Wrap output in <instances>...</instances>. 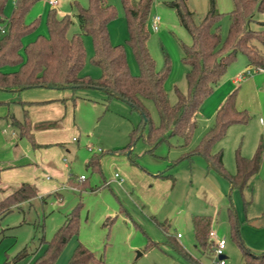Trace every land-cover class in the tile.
<instances>
[{"label":"rangeland","instance_id":"obj_1","mask_svg":"<svg viewBox=\"0 0 264 264\" xmlns=\"http://www.w3.org/2000/svg\"><path fill=\"white\" fill-rule=\"evenodd\" d=\"M106 1L115 8V16L108 23L110 42L124 46L130 73L138 74V65L126 41L127 25L121 0ZM169 1L153 0L151 3L147 48L157 70L165 68L164 54L168 58L169 71L164 85L169 102L174 103L176 89L183 93L187 89L185 75L189 66L182 56L183 46L190 44L191 39L180 24L175 10L168 5ZM214 2L215 10L220 14L218 32L224 37L233 1ZM186 3L193 12L195 22L210 7V0H186ZM77 4L85 7L88 0H57L55 8L58 12L71 14L76 11ZM13 6V0L5 1V18H9ZM50 8L45 0H35L25 15V22L38 19V24L34 32L22 39L24 44L37 34H47L45 19ZM154 16L159 17L157 30L151 26ZM260 20H264V13L256 12L250 27L259 28L257 21ZM75 31H78L76 22L69 28L68 34ZM83 41L86 61L81 73L97 77L100 68L90 62L93 55L91 39L84 36ZM246 63V56L239 52L227 65L212 93L199 107L197 124L187 146L195 147L198 144L206 130L213 125L218 106L236 89L234 105L237 110H245L249 118L245 123L231 124L212 150H222L223 168L227 174H233L235 154L252 157L258 145L263 144L260 169L251 177L246 188L230 189L228 181L208 167L201 155L176 160L185 149L180 147L182 140L178 136L159 143L152 152L148 151L143 138H138L123 149L130 131L141 119L140 112L121 99L104 101L99 89H78L74 100L69 92L68 98L61 101L70 125L64 133L70 139L63 140L65 143L60 145V161L65 158L69 166L67 175L71 174L73 181L67 183L66 179L60 180L48 174L51 178L43 181V188L48 184L55 185L54 190L42 191L36 186L39 190L36 197L20 203L0 217V264L6 260L13 261V264H34L44 253V240L51 239L66 215L73 210L77 218V232L64 243L53 264H71L70 258L78 243L86 246L95 256L103 257L108 264H192L167 243L168 238L176 239V244L193 258L210 264L214 259L213 242L203 254L194 247L193 214L211 216L213 241L224 238L226 242L223 249L225 264H243L242 249L230 235V206L238 222L242 245L255 253L264 251V219L261 216L264 210V69L256 70ZM145 105L151 120L157 124L158 114L153 103L145 100ZM2 113H6L5 109ZM63 116L58 120L62 126ZM146 132L147 128L144 130ZM72 137L75 138L73 141ZM22 142L29 144L26 138ZM97 148L101 151H96ZM128 151L130 154H127ZM94 154L102 161L99 167L91 169L85 166V162ZM105 158H124L131 165L138 163L152 182L164 180L168 186L161 188V193L150 195L149 204L142 200L139 186L133 189L128 187L114 164H108V171L105 170ZM54 166L62 169L58 164L54 163ZM114 173L118 177L115 178ZM155 221L163 223L166 230ZM177 234L180 236L176 237ZM148 243H153L152 247ZM23 248H26V254L18 258Z\"/></svg>","mask_w":264,"mask_h":264},{"label":"trees","instance_id":"obj_2","mask_svg":"<svg viewBox=\"0 0 264 264\" xmlns=\"http://www.w3.org/2000/svg\"><path fill=\"white\" fill-rule=\"evenodd\" d=\"M6 0H0V91L20 92L31 88L69 89L71 99H75L78 89H99L104 92V101L121 99L140 112L141 119L129 133V140L123 149L138 138H143L148 151L172 136L181 138L182 150L178 159L201 155L207 166L216 170L229 183L231 189L243 190L259 171L263 144L260 143L252 157L235 154V172L227 174L222 165V150L213 151L231 124L245 123L249 115L245 110H237L234 105L236 89L227 95L218 106L213 125L206 130L198 144L189 148L188 143L197 124V114L203 100L212 93L227 65L237 53H243L247 65L256 70L264 69V20L252 29L250 23L256 12L264 13V0H232L229 11V25L224 37L218 32L220 14L215 10L214 0L206 14L197 22L186 0H170V5L180 24L190 35V44L183 46L182 60L189 66L186 72L187 89L183 93L176 89V100L170 103L165 89L169 71L168 58L164 54L165 68L157 70L147 48L149 37L148 14L153 0H121L126 25V41L138 65V74H131L125 48L112 44L109 39L108 23L115 16V8L106 0H88L87 6L76 5L73 13L60 14L51 7L46 14L47 34H37L23 43L22 39L35 31L38 19L25 22V15L35 0H13L14 6L9 18L3 15ZM77 23L78 31L68 34L69 28ZM84 36H89L93 46L90 62L100 68V75L92 77L81 73L86 61ZM261 47H259V46ZM12 68L5 70L4 68ZM145 100L153 103L158 114V123L151 120ZM9 121L20 137L28 138L35 145L31 122L24 110L23 118L17 119L10 113L0 117ZM54 123L48 124L53 125ZM145 128L147 132L144 133ZM130 154V152H129ZM86 167H99V158L91 156ZM73 181L71 175L67 182ZM37 195V189L30 183H22L11 189L0 200V217L10 212L22 202L30 201ZM230 235L242 249L243 264H264V251L255 253L244 247L238 234V222L232 206L228 207ZM264 219V210L261 215ZM155 223L166 230L163 223ZM212 219L209 215H193L191 225L195 248L203 254L212 245L209 235ZM77 232V218L74 210L66 215L63 223L55 230L50 240L45 241L44 253L34 264H53L64 243ZM172 245L192 264H203L199 259L177 245ZM153 243H148L152 247ZM214 245V243H213ZM26 254V248L18 253V258ZM71 264H108L103 257H97L86 246L78 243L70 258ZM4 264H13V261Z\"/></svg>","mask_w":264,"mask_h":264},{"label":"crops","instance_id":"obj_3","mask_svg":"<svg viewBox=\"0 0 264 264\" xmlns=\"http://www.w3.org/2000/svg\"><path fill=\"white\" fill-rule=\"evenodd\" d=\"M69 92H71L69 89L54 88H31L20 92L0 91V117L8 116L12 112L15 118L22 119L25 110L31 122V133L35 142V145H33L28 138L20 137L9 121L1 123L0 200L9 194L11 189L18 187L24 182H30L35 187L41 188L42 191L50 189L47 191L49 192L54 190L55 185L48 184V187L43 188V181L51 178L48 174L60 180L66 179L67 182L68 176L71 174L67 175L66 169L69 166L65 158L63 157L60 161V155L62 154L60 145L65 143L63 140L70 139V136H66V133H64L68 131L70 125L66 109L63 110L62 105V102L68 98L67 93ZM102 93L105 98L103 91ZM4 109L6 113L1 115ZM62 114L64 115L63 126L58 121ZM51 123L54 124L48 125ZM72 128L75 131L74 126ZM24 138L28 140L29 144L22 142ZM74 139L72 137L71 140L73 141ZM65 150L68 151L67 148ZM93 156L96 157L95 154ZM101 161L99 160V165ZM54 163L60 165L62 169H57ZM111 163L119 169L128 187L133 189L139 186V191L143 194L142 200H146L149 204L150 195L154 194V192L161 193V188L166 189L168 186L167 181L164 180L157 179L152 182L153 180L146 176L145 169L141 168L138 163L131 165L124 158H105L103 165L106 171L109 168L108 164ZM38 192L39 190L37 189ZM54 194L60 196L56 191H54ZM39 198L43 199L44 196H39ZM143 206H145L144 203ZM174 241L178 243L176 239Z\"/></svg>","mask_w":264,"mask_h":264},{"label":"built area","instance_id":"obj_4","mask_svg":"<svg viewBox=\"0 0 264 264\" xmlns=\"http://www.w3.org/2000/svg\"><path fill=\"white\" fill-rule=\"evenodd\" d=\"M46 2L51 5L52 7L57 5V0H46ZM158 21H159V17L158 16H154L151 20V26L152 29L157 30V26H158ZM96 151L100 152L101 150L99 148L96 149ZM115 178L118 177V174L115 173L114 174ZM82 178V176H81ZM211 240L213 241V231H210L209 233ZM180 235L177 234L176 237H179ZM214 243V248H213V256L214 259L213 261H211L210 264H225V256L223 254V249L225 248V240L224 238H220L218 240L213 241Z\"/></svg>","mask_w":264,"mask_h":264},{"label":"water","instance_id":"obj_5","mask_svg":"<svg viewBox=\"0 0 264 264\" xmlns=\"http://www.w3.org/2000/svg\"><path fill=\"white\" fill-rule=\"evenodd\" d=\"M127 154H129V151L127 152Z\"/></svg>","mask_w":264,"mask_h":264}]
</instances>
